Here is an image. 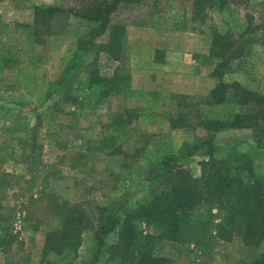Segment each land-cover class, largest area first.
Returning a JSON list of instances; mask_svg holds the SVG:
<instances>
[{
	"label": "rangeland",
	"instance_id": "rangeland-1",
	"mask_svg": "<svg viewBox=\"0 0 264 264\" xmlns=\"http://www.w3.org/2000/svg\"><path fill=\"white\" fill-rule=\"evenodd\" d=\"M152 3L153 0H148L144 5L119 11L116 21L128 26V54L122 62L101 56L102 73L112 74L118 67L119 75H130L133 82L132 53L140 48L146 54L145 48L150 47L153 51L163 50L165 59L169 52L175 60L171 62L177 67L174 70L177 73L192 75L196 72L203 77L209 91L215 83L211 73L216 64L209 56L210 27L216 26L224 33H240L250 25L256 37L254 52L225 80L239 82L264 95V0H228L224 9L214 8L207 19L200 21L193 19L192 0H171L164 14L154 16ZM72 5V0L0 1V167L8 175V186L0 189V235H18V242L10 251H0V264H46L42 257L45 235L58 224L54 217L35 229L39 220L33 217L35 213L30 204L39 195L46 194L54 203L79 204L96 224L100 220L97 207L113 202L138 207L162 191L164 179L153 177V167L163 157L187 154L192 144L199 140H212L210 134L198 126L197 117L200 121L228 120L247 112L232 99L218 107H206L202 103L208 93L185 95V99L170 93L159 111L146 105L137 107L135 97L128 95L129 90L102 99L97 88L88 89L86 68H82L93 60L92 54L64 87L52 88L90 24L60 14L52 21L53 35L36 38L33 8L69 9ZM73 77L76 79L72 80ZM51 91L52 98L40 107L38 103ZM66 91L74 93L79 103H65L63 94ZM118 116L128 119L129 125L121 131L108 129ZM185 116L186 128L171 129L170 119ZM65 130L69 140L66 148L60 149L55 142ZM109 135L117 137L116 147L123 154L97 152L91 163L76 168L60 162L68 151H85L89 142L97 143ZM214 136V152L218 157L232 151H252L255 168L264 175V145L262 148L256 146L251 130H228ZM26 142L36 143L33 153L23 151ZM209 147L204 145L194 156L184 155L180 163L195 168L198 162L208 159ZM139 227L144 233H159L146 225ZM92 238V231H86L78 253L51 255L49 260L59 264H86ZM113 241L115 238L109 242ZM189 250L197 254L190 262L185 260ZM263 251L264 244L252 249L239 239L232 243L220 241L210 251L193 244L177 245L166 241L154 246L156 256L183 259L184 264H250ZM99 264L117 263L110 260L105 249Z\"/></svg>",
	"mask_w": 264,
	"mask_h": 264
},
{
	"label": "trees",
	"instance_id": "trees-1",
	"mask_svg": "<svg viewBox=\"0 0 264 264\" xmlns=\"http://www.w3.org/2000/svg\"><path fill=\"white\" fill-rule=\"evenodd\" d=\"M1 1V0H0ZM69 9L53 6L34 7L33 35L36 38L52 36V21L60 14L73 16L90 24L88 31L76 44L69 61L52 88H62L73 73L79 70L84 60L92 54V61L86 68L88 89L97 88L102 99L112 98L131 90L130 75L120 76L119 68L112 74H104L100 68V58L114 62L124 61L128 54L127 24L116 21L121 9L147 3L148 0H72ZM171 0H153L152 15L164 14ZM228 0H192L194 21L207 19L214 8L224 9ZM151 14V13H150ZM211 42L209 56L216 61L211 77L214 87L202 103L206 107H218L234 100L247 112L236 114L232 119H198V126L210 134V139H201L192 144L187 154L167 155L154 165V178L164 179L165 188L151 196L138 207H128L124 203L113 202L97 207L100 220L96 224L79 204L68 201L54 203L41 194L32 200L30 208L39 223L35 229L56 217L57 228L48 230L42 250L46 264H59L49 260L51 255L78 253L83 234L92 231L90 258L86 264H99L104 250L110 260L117 264H184L197 255L194 250L186 253L185 260H173L154 254L157 242L166 241L177 245L193 244L210 251L218 242L232 243L239 239L244 246L259 249L264 244V175L255 168L252 151H232L218 157L214 152L215 134L228 130L249 129L258 148L264 145V95L253 92L239 82L228 83L225 77L249 59L254 52L256 37L254 29L247 26L243 32L224 33L216 26L209 29ZM165 52H154V63H165ZM73 77L72 80H75ZM52 91L38 103L45 105L52 98ZM180 99L185 95H177ZM232 99V100H231ZM63 101L78 104L77 96L71 91L63 94ZM131 111H128L130 115ZM133 115V113L131 112ZM124 116V115H123ZM118 116L108 125L121 131L128 126V119ZM134 116V115H133ZM39 115H37V119ZM186 116L170 119L171 129L186 128ZM116 136H106L99 142H89L85 151H68L61 157V163L69 168L82 167L91 163L97 152L110 155L123 154L116 147ZM69 134L62 131L55 142L60 149L67 146ZM210 145L207 156L190 169L180 163L184 155L194 156ZM36 143H25L23 151L33 153ZM8 175L0 167V189L8 186ZM152 177V179H154ZM140 225L155 228L159 233H144ZM115 238L111 244L109 241ZM18 242V235H0V251L8 252ZM111 244V245H110ZM110 245V246H109ZM250 264H264V251Z\"/></svg>",
	"mask_w": 264,
	"mask_h": 264
},
{
	"label": "crops",
	"instance_id": "crops-1",
	"mask_svg": "<svg viewBox=\"0 0 264 264\" xmlns=\"http://www.w3.org/2000/svg\"><path fill=\"white\" fill-rule=\"evenodd\" d=\"M145 49L148 50L147 56L144 50L137 48L133 51L131 59L135 78L128 95L135 97L134 104L137 107L146 105L157 111L162 104H165L166 96L170 93L172 95H201L209 93L214 87L215 83L211 84V88L207 91L205 79L196 72L192 75H184L174 71L177 67L171 62L174 58L169 52L166 53L164 64H156L153 60L155 51L150 47ZM141 52L144 55H141Z\"/></svg>",
	"mask_w": 264,
	"mask_h": 264
}]
</instances>
